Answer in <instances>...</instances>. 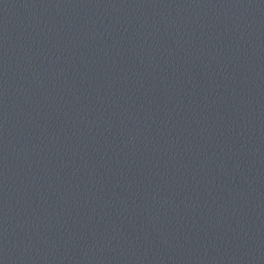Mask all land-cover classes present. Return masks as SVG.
I'll list each match as a JSON object with an SVG mask.
<instances>
[{
	"label": "water",
	"instance_id": "95a60500",
	"mask_svg": "<svg viewBox=\"0 0 264 264\" xmlns=\"http://www.w3.org/2000/svg\"><path fill=\"white\" fill-rule=\"evenodd\" d=\"M2 264H264V0H0Z\"/></svg>",
	"mask_w": 264,
	"mask_h": 264
},
{
	"label": "snow or ice",
	"instance_id": "6c2138e0",
	"mask_svg": "<svg viewBox=\"0 0 264 264\" xmlns=\"http://www.w3.org/2000/svg\"><path fill=\"white\" fill-rule=\"evenodd\" d=\"M0 264H2V262H0Z\"/></svg>",
	"mask_w": 264,
	"mask_h": 264
}]
</instances>
